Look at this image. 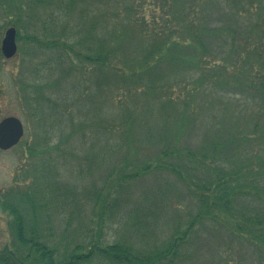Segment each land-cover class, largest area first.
Masks as SVG:
<instances>
[{"label": "trees", "instance_id": "1", "mask_svg": "<svg viewBox=\"0 0 264 264\" xmlns=\"http://www.w3.org/2000/svg\"><path fill=\"white\" fill-rule=\"evenodd\" d=\"M0 10H16L15 26L31 17L45 49L63 48L95 85L114 82L118 109L117 122L97 124L109 133L99 187H56L58 142L24 144L29 162L0 189L10 235L0 264H189L207 224L264 264V0H0ZM207 120L206 136L199 123L189 135Z\"/></svg>", "mask_w": 264, "mask_h": 264}, {"label": "rangeland", "instance_id": "2", "mask_svg": "<svg viewBox=\"0 0 264 264\" xmlns=\"http://www.w3.org/2000/svg\"><path fill=\"white\" fill-rule=\"evenodd\" d=\"M3 8L7 10L5 6ZM8 11L0 10V42L5 29L13 25L16 28L17 52L10 58H0V119L8 115L19 117L24 125V134L17 145L6 150L0 149V189L10 186L18 174L22 175L20 167L22 168L24 163L29 162L30 157L24 154L26 153L24 144L32 146L40 142L44 143V141L45 143L51 142V144L58 142L60 145L58 149L50 152L54 163H57L53 166L58 168L59 176H57V184L55 183L56 187H59V184L63 187L73 186L77 187L80 193L94 186L99 187L105 163L104 147L101 142L104 137L109 136V133L101 131L97 124L98 122L104 123L103 126L107 127L118 121L117 103L111 101V95L109 97L107 91L114 82L104 83L103 81L101 86L95 85L96 74L90 71L84 73L76 69L75 61L68 59L70 56L66 55L63 48L45 49L42 43L47 39L42 38L43 28L42 30L38 28L40 32L35 36L31 34L33 33L31 17L27 16L23 22L19 17L18 25L15 26L11 22L18 19V13L16 10H12L11 13ZM17 35L20 39H17ZM72 57L76 60L75 55ZM112 80L115 79L112 78ZM34 87L38 95H44V100L38 98L37 106L33 109L34 102L30 103L26 97L30 98L28 92H31ZM112 87H117V85ZM47 96H51V101L47 100ZM134 97L135 94L131 96V102ZM144 98L143 93L137 96L140 101ZM182 106L180 104L172 109L174 114L177 115ZM198 106L204 105L195 102L191 106V108L195 107L194 112L197 116L201 112ZM124 109L126 106L123 107ZM204 115L206 118L211 117L207 108H205ZM198 123L203 124L202 130L198 125L200 135L206 136L204 133L209 127V120L203 123L194 121L188 124L185 128L189 135H197L194 128ZM40 147L37 146L38 149ZM142 147L144 154L149 151L150 144ZM110 156L113 161H119L122 154L111 153ZM77 162L84 165L89 163L90 169L87 172L77 170L74 167ZM149 183L150 179H147L145 183L131 185L126 191L129 201L133 202L135 193L141 191L142 185L144 189L149 187ZM126 194L123 195L124 199ZM180 200L186 203L184 198L181 197ZM164 207H168V212H171V202L164 201ZM70 210L72 211V208L68 209L66 214L61 215L66 218ZM83 212L86 214L85 218L89 211L86 208ZM206 226L207 228L199 229L197 233L199 238L195 239L192 249H189L190 252L193 250L197 252L189 264H220L221 261L222 264H228L226 260L229 264H251V254L248 253L246 244H243L241 250H239L240 244L230 247L225 242L224 235L220 237L210 231L215 230L212 228L214 225L207 224ZM56 228L59 232L63 226ZM9 240L7 218L0 213V246L8 243ZM228 253L231 255L229 256Z\"/></svg>", "mask_w": 264, "mask_h": 264}, {"label": "water", "instance_id": "3", "mask_svg": "<svg viewBox=\"0 0 264 264\" xmlns=\"http://www.w3.org/2000/svg\"><path fill=\"white\" fill-rule=\"evenodd\" d=\"M4 57L10 58L17 52L16 29L9 26L5 29L0 45ZM24 134V125L15 115L0 119V149L6 150L16 145Z\"/></svg>", "mask_w": 264, "mask_h": 264}]
</instances>
